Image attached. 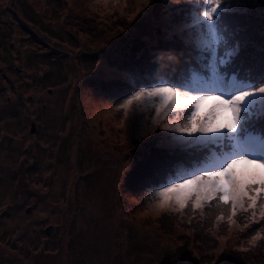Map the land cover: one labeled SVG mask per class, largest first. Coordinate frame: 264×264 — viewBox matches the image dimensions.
Wrapping results in <instances>:
<instances>
[{"label":"rangeland","instance_id":"obj_1","mask_svg":"<svg viewBox=\"0 0 264 264\" xmlns=\"http://www.w3.org/2000/svg\"><path fill=\"white\" fill-rule=\"evenodd\" d=\"M230 3L225 27L243 16L256 47L240 59L220 47L217 57L245 75L259 68L264 0ZM196 11L192 0H0L1 264H264V223L249 227L264 201L235 214L217 199L161 208L156 185L124 187L136 151H162L160 134L179 137L173 126L190 110L157 112L147 97L125 108L133 93L117 97L113 82L134 77L116 61L131 66L163 46L174 82L202 76L194 60L212 56L198 46ZM135 43L148 45L136 59ZM212 105L201 102L197 118ZM199 146L172 154L198 156Z\"/></svg>","mask_w":264,"mask_h":264},{"label":"snow or ice","instance_id":"obj_2","mask_svg":"<svg viewBox=\"0 0 264 264\" xmlns=\"http://www.w3.org/2000/svg\"><path fill=\"white\" fill-rule=\"evenodd\" d=\"M192 3L197 9L193 17L194 25L199 28L197 43L213 58V76L194 77L190 83L153 81L151 86H141L128 96L123 106L127 108L133 101L147 97L158 99L157 112L162 108L178 113L184 109L190 110L182 125L173 126L179 137L160 134L162 151L146 161L151 167H156L160 160L177 149L222 139L229 142L227 152L219 163L206 164L197 170L198 174L186 173L190 177L188 179L180 175L169 178H166V174L159 175L156 193L159 207L182 209L190 203L195 209L217 199L224 205H230L232 214L238 207L244 208L245 204L255 209L258 201H264V32L258 51L254 53L258 58L259 72L245 80H234L227 93L208 95L209 92L218 91L217 86L224 83L215 65L218 49L224 47L228 49L229 58L240 59L256 45L247 36L249 25L244 22L243 16L228 22L233 25V31L225 27L223 14L231 10L230 0H192ZM236 38L240 43L233 46ZM220 63L225 64L226 60L221 58ZM207 100L216 103L212 105L209 119L200 120L197 118L198 107ZM212 115L218 118L212 120ZM249 156L256 158L249 159ZM259 206L264 209V203Z\"/></svg>","mask_w":264,"mask_h":264},{"label":"trees","instance_id":"obj_3","mask_svg":"<svg viewBox=\"0 0 264 264\" xmlns=\"http://www.w3.org/2000/svg\"><path fill=\"white\" fill-rule=\"evenodd\" d=\"M174 42L177 43L176 40ZM171 46H174L171 44ZM169 46L170 49H175V47ZM148 45L145 44H134V46L131 48L132 53L135 56H141L139 55L140 51L143 49H147ZM156 47V46H154ZM177 47L180 46V42L177 43ZM166 48H163L161 46V49L156 52V54H148L145 57L137 59L139 61L138 65L137 61L134 62V64L131 63V66L129 64H123V62H119L118 60L116 61L117 64H120V66H123L130 74L133 75V83L131 85H125V84H117L115 85V82H113L112 89L115 90V94L119 98H124L126 95H130L134 93L136 90H138L139 87L141 86H151L153 81H158V80H172L175 76H177L178 73L174 72V68H170V63L168 64V60L166 59L167 53ZM202 53V52H201ZM128 54V53H127ZM125 54V55H127ZM199 54V53H198ZM195 58L194 62L198 63V66H194L198 68L199 70L202 71L201 74L204 77H212L210 73L213 71L212 65H213V58L210 60L203 59V56ZM204 54V52L202 53ZM123 55V54H122ZM152 55V57L150 56ZM159 55V56H158ZM155 56V60H152ZM200 56V55H199ZM209 57L208 55H205L204 58ZM138 58V57H137ZM217 59V60H216ZM215 59V65L216 69L220 71V75H223V80L224 83L219 84L220 87L218 88L219 90L216 92H209L210 95H221V93H227L229 91V87L231 83L234 80L241 81L248 79L254 75H256L260 68L255 66V69H250L254 72L250 73L251 71H247L248 74L243 75L242 73H237L239 69L231 70V67H225L228 66L226 64H221L220 59L221 57H217ZM249 65V62H247ZM123 64V65H122ZM141 67V68H139ZM249 67V66H248ZM193 72V70H191ZM173 81V80H172ZM191 82V80H189ZM132 86V88H129ZM198 86V85H197ZM114 98V97H113ZM225 99H227V95L224 96ZM115 99V98H114ZM116 100V99H115ZM216 103L213 101V104ZM223 112V110H221ZM215 116V115H213ZM218 117L215 116V120ZM227 139H222L220 141H214V142H209L207 144H204L200 147L201 152H199L198 156H193L192 154H185L184 159H181L178 157L177 154H171L170 156H165L162 160H160L159 164L156 167H151L149 166L146 161L153 159L157 156V154L160 151L158 147H149L150 151L148 154H144L142 151H136L137 157H135V161L132 163V166L130 170L128 171V174L126 176V183L124 184V187H133L137 188L142 186V184L145 186L147 185H156L158 183L157 177L159 175H165L166 178L180 175V176H185V179L190 178L188 175H185L186 173H192V174H198L197 170L200 168L205 167L206 164H215L219 163V160L223 158L224 154L227 152L226 145L228 144ZM148 147V146H147ZM256 157L254 156H249V159H255ZM184 178V177H183ZM175 182V181H174ZM161 186H166V185H161ZM219 202V201H218ZM210 205L212 204L209 203ZM205 211L206 209H202V211ZM264 217V216H263ZM207 223V222H206ZM258 223H264V218L259 219V222H253L249 227H255ZM259 242V248L257 250L259 253L263 254L264 253V230L262 232V237L260 238ZM234 247V244H233ZM257 261H262L264 260V256L258 255L256 256Z\"/></svg>","mask_w":264,"mask_h":264},{"label":"flooded vegetation","instance_id":"obj_4","mask_svg":"<svg viewBox=\"0 0 264 264\" xmlns=\"http://www.w3.org/2000/svg\"><path fill=\"white\" fill-rule=\"evenodd\" d=\"M8 254L9 253L6 250H0V264L3 260H8L7 258H5Z\"/></svg>","mask_w":264,"mask_h":264},{"label":"water","instance_id":"obj_5","mask_svg":"<svg viewBox=\"0 0 264 264\" xmlns=\"http://www.w3.org/2000/svg\"><path fill=\"white\" fill-rule=\"evenodd\" d=\"M54 227L53 226H49L47 229H46V232L49 234V235H52L53 232H54Z\"/></svg>","mask_w":264,"mask_h":264}]
</instances>
